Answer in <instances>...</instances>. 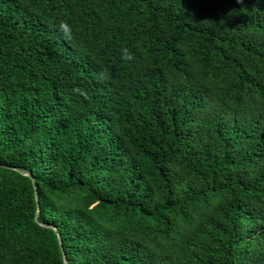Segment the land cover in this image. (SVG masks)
<instances>
[{
	"label": "trees",
	"instance_id": "1",
	"mask_svg": "<svg viewBox=\"0 0 264 264\" xmlns=\"http://www.w3.org/2000/svg\"><path fill=\"white\" fill-rule=\"evenodd\" d=\"M64 259L264 264V0H0V264Z\"/></svg>",
	"mask_w": 264,
	"mask_h": 264
},
{
	"label": "clouds",
	"instance_id": "2",
	"mask_svg": "<svg viewBox=\"0 0 264 264\" xmlns=\"http://www.w3.org/2000/svg\"><path fill=\"white\" fill-rule=\"evenodd\" d=\"M58 30L61 31L66 38H70L71 36V27L68 25L67 22L65 21H61L59 26H58ZM122 56L121 59L125 60V61H130L134 59V56L132 55V53L129 51V49L127 48H123L122 50ZM74 93H79L81 95H83L84 93L81 91V89L79 88H74L73 89Z\"/></svg>",
	"mask_w": 264,
	"mask_h": 264
},
{
	"label": "water",
	"instance_id": "3",
	"mask_svg": "<svg viewBox=\"0 0 264 264\" xmlns=\"http://www.w3.org/2000/svg\"><path fill=\"white\" fill-rule=\"evenodd\" d=\"M24 176H27V177H29V178H31L32 179V181H33V183H34V185H35V189H37V186H36V181H35V179H34V177L32 176V174L31 173H28V172H21ZM36 198L38 199V192L36 191ZM35 220H36V222L37 223H39L41 226H43V227H47V228H51V229H54L55 231H56V228L55 227H52V226H49V225H46V224H42V223H40V221H39V211L37 212V216H36V218H35ZM59 241V245L61 246V241H60V239L58 240ZM64 264H67V261H65V259H64Z\"/></svg>",
	"mask_w": 264,
	"mask_h": 264
}]
</instances>
